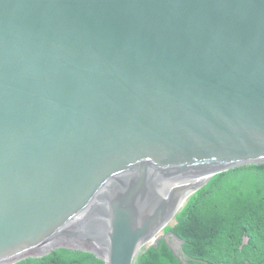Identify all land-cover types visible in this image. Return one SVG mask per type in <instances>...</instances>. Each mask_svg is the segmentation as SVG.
<instances>
[{"label": "water", "instance_id": "obj_1", "mask_svg": "<svg viewBox=\"0 0 264 264\" xmlns=\"http://www.w3.org/2000/svg\"><path fill=\"white\" fill-rule=\"evenodd\" d=\"M251 164L264 0H0V264H136L184 244L159 233L186 198Z\"/></svg>", "mask_w": 264, "mask_h": 264}, {"label": "trees", "instance_id": "obj_2", "mask_svg": "<svg viewBox=\"0 0 264 264\" xmlns=\"http://www.w3.org/2000/svg\"><path fill=\"white\" fill-rule=\"evenodd\" d=\"M178 225L167 228L185 241L184 249L205 263L223 262L248 247L250 264H264V164L242 166L216 175L196 193ZM244 247L243 252L240 251ZM245 262L246 260H242ZM17 264H105L92 253L59 249L41 257H28ZM137 264H183L165 241L143 252Z\"/></svg>", "mask_w": 264, "mask_h": 264}, {"label": "clouds", "instance_id": "obj_3", "mask_svg": "<svg viewBox=\"0 0 264 264\" xmlns=\"http://www.w3.org/2000/svg\"><path fill=\"white\" fill-rule=\"evenodd\" d=\"M251 165H260V164H251ZM245 166H248V165H245ZM231 170H232V169H231ZM229 172H230V170H229ZM226 173H227V172H226ZM221 174H223V173H221ZM218 175H220V174H218ZM215 176H216V175H215ZM212 179H213V178H212ZM212 179H211V180H212ZM211 180H210V181H211ZM210 181H209V182H210ZM209 182H208V183H209ZM208 183H207L206 185H208ZM206 185H205V186H206ZM204 188H205V187H204ZM201 190H202V189H201ZM198 192H199V191H198ZM198 192H197V193H198ZM194 195H195V194H194ZM194 195H193V196H194ZM193 196L190 197V199H189V201L187 202V204L181 209L180 214L183 213V212L185 211L186 206L189 204V202H190V200L192 199ZM180 214H179V215H180ZM179 215H178V216H179ZM178 216H176L175 219H173V220L170 222V224L168 225L167 228H173V227H175L176 225H178V223H179V221H178ZM174 221H176L175 225L171 226V225L174 223ZM167 228L163 231L164 234H165V233H168V232H171V230H168ZM172 232H173V231H172ZM163 233H162V234H163ZM179 238H180V237H179ZM246 238H248V237H246ZM180 239H181V238H180ZM248 239H249V238H248ZM162 240L166 242V244L171 248V250L175 253L176 256H178L179 258H180V256L184 257V260H185L186 264H189V261L187 260V258H186V256H185V253H186V251H185V249H184L185 241L183 240V241H184V244L181 245L178 241H175L172 237H169L168 240H167V239H161V240L159 241V243H158L157 245H154V246H150V247H148V245L152 244V243H148V244L146 245V247L142 250V252L140 253V255H141L143 252H145L146 250H148V249H150V248H152V247H153V248L158 247L159 244H160V242H161ZM245 241H246V239H245ZM153 243H154V242H153ZM175 246L183 247V249H184V250H182L183 252H180V251L176 250V249H175ZM179 254H180V256H179ZM140 255H139V256H140ZM137 261H138V260H137ZM180 261H181V260H180ZM181 262H182V261H181ZM182 263H183V262H182ZM136 264H137V262H136ZM183 264H184V263H183Z\"/></svg>", "mask_w": 264, "mask_h": 264}, {"label": "flooded vegetation", "instance_id": "obj_4", "mask_svg": "<svg viewBox=\"0 0 264 264\" xmlns=\"http://www.w3.org/2000/svg\"><path fill=\"white\" fill-rule=\"evenodd\" d=\"M249 243V244H248ZM248 245H246L247 250L242 253L239 256H232V257H226L225 260L223 262H210L207 264H250V262L247 260V258L252 254L253 252V247L250 246V241H248ZM175 249L183 252L180 246H175ZM244 247H241L240 251L243 252ZM185 256L187 258V260L190 262L191 258L188 256L187 253H185ZM242 260H246L245 262H243ZM194 264H204L205 262L203 260H201V258H194Z\"/></svg>", "mask_w": 264, "mask_h": 264}, {"label": "bare ground", "instance_id": "obj_5", "mask_svg": "<svg viewBox=\"0 0 264 264\" xmlns=\"http://www.w3.org/2000/svg\"><path fill=\"white\" fill-rule=\"evenodd\" d=\"M207 181H208V180H205V181L203 182V184H205ZM190 196H191V195H190ZM190 196H189L188 198H186V200L183 202L181 209L187 204V202H188L189 199H190ZM159 235H161V232L159 233ZM155 239H156V238H155ZM155 239H153V240L150 241L149 243H153Z\"/></svg>", "mask_w": 264, "mask_h": 264}, {"label": "rangeland", "instance_id": "obj_6", "mask_svg": "<svg viewBox=\"0 0 264 264\" xmlns=\"http://www.w3.org/2000/svg\"><path fill=\"white\" fill-rule=\"evenodd\" d=\"M175 223H176V221H174V223L171 225V226H173V225H175ZM163 233V231H161V234Z\"/></svg>", "mask_w": 264, "mask_h": 264}]
</instances>
